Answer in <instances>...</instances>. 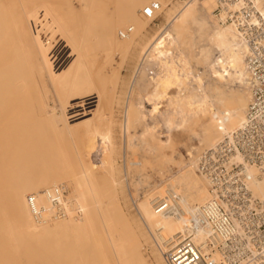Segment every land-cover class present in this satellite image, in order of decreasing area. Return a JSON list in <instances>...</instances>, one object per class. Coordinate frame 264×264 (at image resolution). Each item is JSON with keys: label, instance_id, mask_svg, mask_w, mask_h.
<instances>
[{"label": "bare ground", "instance_id": "bare-ground-1", "mask_svg": "<svg viewBox=\"0 0 264 264\" xmlns=\"http://www.w3.org/2000/svg\"><path fill=\"white\" fill-rule=\"evenodd\" d=\"M112 1L123 9L122 14H113L104 0H0V240L10 242L16 252L20 244L14 240L30 238L40 242L58 231H73L80 226L79 231L88 230L87 237L91 240L89 264H154L143 254L140 241H129V238L124 242L116 231L122 213L120 202L113 195L118 194L122 183L116 180L118 168L112 157L120 152L125 156V172L131 187L129 159L141 147L145 108L138 103L139 74L172 28L177 31L194 28L188 21L198 11L190 2L178 5L169 12L168 23L162 31L141 46L126 103L123 106L121 97L117 101L124 111L122 118L116 120L110 112L112 109L107 112L104 106L105 99H110L107 96L120 85L123 64H117L114 69L112 62L116 55L123 62L133 47L141 44L138 40L141 24L135 23L132 14H127L130 0ZM197 7L215 23L216 48L207 58L209 63L204 60L200 64L197 58L194 72L201 69L215 76L220 72L225 82L241 87L236 94H231L203 81L209 91L202 99L205 105L212 106L213 112L203 125L200 141L202 146L214 148L245 122L253 97V82L247 61L248 46L235 26L221 24L216 18L217 0H200ZM132 12L136 13V8ZM131 21L137 32L123 38L122 32ZM203 51L201 48V55ZM217 58L220 67L212 62ZM93 104L95 110L88 107ZM144 104L148 102L144 100ZM162 106L154 101L149 105L150 112L159 115L164 110ZM74 110L78 111L73 113ZM205 112L208 114V109ZM88 116L92 118L87 119ZM161 122L156 123L155 129H160ZM97 146L101 163L92 157ZM167 150L173 153L171 148ZM200 156L193 155V166L199 164ZM234 159L246 164L252 191L264 202V181L255 166L246 163L240 155ZM161 162L177 168V172L149 187L143 197L134 201L135 210L147 226L148 240L157 246L153 259L157 264H167L168 240L186 233L190 214L209 203L214 193L206 175L197 173V167L180 164L174 154H165ZM67 164L73 168L70 180L64 182L63 176L56 185H50L45 177L43 185L38 182L41 167L46 172L51 166L63 168ZM141 165L146 171L154 168L151 161ZM57 188L63 190L62 214L52 200ZM166 189L170 191L167 196ZM173 190L182 195L175 197ZM167 197L176 198L172 210L157 209L155 201ZM8 212H11L10 220H7ZM122 222L131 228L130 221L124 217ZM81 239L73 237L74 244ZM2 260L5 259L1 256L0 264H4Z\"/></svg>", "mask_w": 264, "mask_h": 264}, {"label": "rangeland", "instance_id": "rangeland-1", "mask_svg": "<svg viewBox=\"0 0 264 264\" xmlns=\"http://www.w3.org/2000/svg\"><path fill=\"white\" fill-rule=\"evenodd\" d=\"M104 1L110 6V10L113 14H122L123 9L120 6H116L112 0ZM156 1L162 4L161 15L154 22L145 20L140 12L144 6ZM186 2H190L193 8L198 11L192 19L188 21L189 24H194V28L192 27L193 29H190V31L186 29L188 31L187 34L186 30L183 28L181 29L184 31L181 29L177 31L175 28H172L167 34L168 39L165 37L159 42L160 44L157 45L159 47H157L158 50L155 51L156 56H154L155 54L153 52L150 54L144 71H141L138 77L139 101L136 96L134 99H136L140 105L143 104L141 106L143 108L145 107L144 112H146H143V119L141 120L142 134L140 138H143L142 140L140 139L141 147L132 153L130 156L131 158L129 157L130 174L128 175L129 179L132 177L130 180L132 181L133 187H130L127 182L128 177L125 172V156L123 157V154L120 152L112 157V160H114L118 168L116 180L122 183L119 186L118 194H115L117 198L113 195V198L120 202H118L119 210L121 211L120 213H122L118 224L119 227L116 231L120 240L124 242L129 238V241H140L141 250L145 252L143 254H146L147 256H145L147 258L152 259L154 264H157L153 259V253L157 249V246L147 238V226L139 212L135 210V201L143 197L145 191L149 187L163 181L168 176H173L174 173L177 172V168L166 164L161 165V161L165 154L169 156L174 154L175 159L180 164H189L195 169L197 167V173L200 174L198 165H192L191 160L193 155L199 158L202 152L212 148L202 146L200 141L203 125L209 121V114L213 112L212 106L205 105L202 99L205 93L209 91L208 85L205 86L203 81L206 80L210 86L216 87L217 90L224 88L231 94H236L241 90L240 86L225 82V77L220 72L218 73L219 76H215L213 73L201 69L194 72L193 68L195 67V61L198 60L197 58H199L198 61L200 64L208 61L207 58L210 57V52L216 48L214 35L215 23L200 13V9L197 7L200 0H130L126 7L127 14H130V16L132 14L135 23L141 24V34L138 38L141 44L134 46L123 62L118 55L114 57L116 59L113 61L114 63L112 62V67L114 69H116L118 65L120 66L121 63L123 64L120 70V85L117 87L118 93L117 89L113 92L114 94L117 93L116 96L111 93V91V94L107 96V98H110V101L108 99L104 101L107 103H104L105 110L109 112L112 109V111H110L113 113L112 115L116 120H120L124 111L123 106L127 100L126 93L129 91V84L134 79V75L138 68L141 46L154 39L162 31L168 23L169 12L171 10H175L178 5H184ZM194 6H196L197 9ZM133 8H136V13L132 12ZM127 27V30L132 27L135 30L133 33L137 32L138 28L134 27L133 21L129 22ZM133 33L129 36L132 37ZM190 33H192V35ZM201 48L205 50L203 51L204 55L200 54ZM200 57H203V59H200ZM219 60L220 59L217 58L215 61L212 60V62H214L215 66L220 67L221 63H219ZM110 96H112V98L116 97L117 99L114 98L113 101ZM120 97L123 106L119 102L117 103ZM144 100L148 102V105H145L146 103L144 104ZM154 101L163 105L162 107L164 110L160 112L159 115L150 112L149 105ZM115 105H117V107ZM88 107L95 110L96 105L93 104ZM205 109H208V114L205 112ZM78 110H74L73 113ZM146 114L148 116H146ZM89 118H92V116L87 117V119ZM161 120L160 129H155L156 123ZM72 148V145L68 144V149L72 150ZM99 148V146L96 147V150L92 153V157L97 158V161L101 163V151ZM168 148H171L173 153L167 150ZM199 149L201 151L198 152ZM159 160L161 161L158 163ZM144 161H151L154 168L148 171L143 169V165L141 164H143ZM139 166L141 169H139ZM46 170L47 171L44 172L45 169L41 167L40 173L38 174V182L43 185V178L44 180L48 178V184L56 185L60 177L62 178L64 176V182L66 179L70 180L73 168L70 164H67L63 168L51 166L46 168ZM67 187L69 188L70 185L67 184ZM169 192L168 190L165 191L164 195H169ZM172 192H174L175 197L182 195L177 190H173ZM10 213L11 212H8L7 214V220L11 219ZM122 217L130 221L131 228L128 229L125 227L122 222ZM12 225H15L14 222ZM79 229L80 226L79 228L76 226L73 231H58L40 242H35L30 238H25L23 241L14 240L16 244H20L18 252L10 247V242L1 239L0 258L2 256L3 259H5L2 260L4 264H89L91 259V250L89 248L91 240L87 237L88 230L80 232ZM77 236L83 239L76 245L74 244L73 237ZM105 253L108 254V252Z\"/></svg>", "mask_w": 264, "mask_h": 264}, {"label": "built area", "instance_id": "built-area-1", "mask_svg": "<svg viewBox=\"0 0 264 264\" xmlns=\"http://www.w3.org/2000/svg\"><path fill=\"white\" fill-rule=\"evenodd\" d=\"M161 12L162 4L156 1L144 6L141 16L154 22ZM214 14L221 24L235 26L248 46L253 97L245 122L201 154L199 172L206 175L214 198L190 214L185 234L168 240L165 260L167 264H264V202L252 191L246 164L234 159L240 155L254 165L264 181V0H217ZM133 31L129 28L122 37ZM62 196L59 188L52 194L59 214ZM175 202L176 198H160L155 207L172 210Z\"/></svg>", "mask_w": 264, "mask_h": 264}]
</instances>
